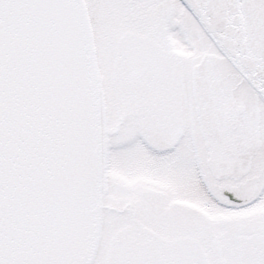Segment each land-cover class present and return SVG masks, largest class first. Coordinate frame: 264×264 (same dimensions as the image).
Instances as JSON below:
<instances>
[{
  "label": "snow or ice",
  "instance_id": "6c2138e0",
  "mask_svg": "<svg viewBox=\"0 0 264 264\" xmlns=\"http://www.w3.org/2000/svg\"><path fill=\"white\" fill-rule=\"evenodd\" d=\"M0 264H264V0H0Z\"/></svg>",
  "mask_w": 264,
  "mask_h": 264
}]
</instances>
